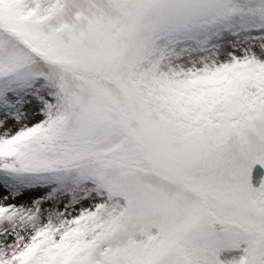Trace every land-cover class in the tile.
Instances as JSON below:
<instances>
[{"label":"snow or ice","instance_id":"6c2138e0","mask_svg":"<svg viewBox=\"0 0 264 264\" xmlns=\"http://www.w3.org/2000/svg\"><path fill=\"white\" fill-rule=\"evenodd\" d=\"M0 264H264V0H0Z\"/></svg>","mask_w":264,"mask_h":264}]
</instances>
